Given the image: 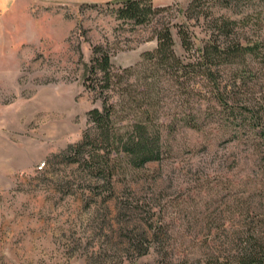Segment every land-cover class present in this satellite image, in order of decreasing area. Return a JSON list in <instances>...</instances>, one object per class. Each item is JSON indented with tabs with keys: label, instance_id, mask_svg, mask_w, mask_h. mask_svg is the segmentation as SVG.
Returning a JSON list of instances; mask_svg holds the SVG:
<instances>
[{
	"label": "rangeland",
	"instance_id": "1",
	"mask_svg": "<svg viewBox=\"0 0 264 264\" xmlns=\"http://www.w3.org/2000/svg\"><path fill=\"white\" fill-rule=\"evenodd\" d=\"M106 1L116 0H0V264H162V254H202L224 226L264 220V0L203 6L209 19H237L259 52L223 68L226 106L210 92L196 95L201 130L183 121V88L166 82L165 157L117 175L113 198L58 155L93 130L89 111L101 106L84 82L94 45L108 43L116 68L157 45L155 21L134 30ZM153 2L208 37L206 21L184 16L190 0ZM173 33L184 54L176 26ZM156 222L161 240L141 254L130 242L147 247Z\"/></svg>",
	"mask_w": 264,
	"mask_h": 264
},
{
	"label": "trees",
	"instance_id": "2",
	"mask_svg": "<svg viewBox=\"0 0 264 264\" xmlns=\"http://www.w3.org/2000/svg\"><path fill=\"white\" fill-rule=\"evenodd\" d=\"M208 0H190L184 12L187 19L206 21V39L198 38L185 23H175L169 14V5H155L153 0L106 1L110 12L121 24L137 26L156 22L152 37L157 45L145 50L135 64L116 68L107 44L94 45L91 61L86 65V87L101 101L89 111L93 130L84 132L80 141L69 144L58 155L66 163L78 164L87 173L96 189H109L107 198L116 194L117 175L128 174L127 168H141L165 157L162 127L166 124L161 113L167 102L166 82L183 88L186 97L183 121L201 130V107H196V95L210 92L220 105H227L228 84L223 82V68L258 54L260 41H253L236 28L237 19L202 13ZM96 5V4H95ZM186 13V15H185ZM181 39L184 54L175 48L173 27ZM222 74V75H221ZM209 89L202 92L205 86ZM211 85V86H210ZM123 201L128 205L130 202ZM152 232L145 233L148 240L144 247L139 237L133 247L141 254H149L154 242L163 233L161 223H151ZM210 227V226H209ZM223 228L221 239H210L202 254L193 257L167 258L162 254V264H264V220L243 223L230 229ZM212 232V228H209ZM143 238V237H142ZM161 256V255H160Z\"/></svg>",
	"mask_w": 264,
	"mask_h": 264
},
{
	"label": "built area",
	"instance_id": "3",
	"mask_svg": "<svg viewBox=\"0 0 264 264\" xmlns=\"http://www.w3.org/2000/svg\"><path fill=\"white\" fill-rule=\"evenodd\" d=\"M44 166V163H42L41 165H40V168H42Z\"/></svg>",
	"mask_w": 264,
	"mask_h": 264
},
{
	"label": "bare ground",
	"instance_id": "4",
	"mask_svg": "<svg viewBox=\"0 0 264 264\" xmlns=\"http://www.w3.org/2000/svg\"><path fill=\"white\" fill-rule=\"evenodd\" d=\"M45 164V163H44Z\"/></svg>",
	"mask_w": 264,
	"mask_h": 264
}]
</instances>
